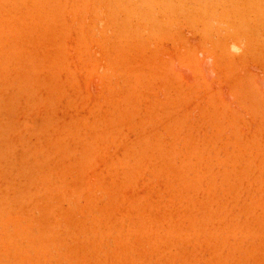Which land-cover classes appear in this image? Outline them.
Returning a JSON list of instances; mask_svg holds the SVG:
<instances>
[{"label": "rangeland", "instance_id": "obj_1", "mask_svg": "<svg viewBox=\"0 0 264 264\" xmlns=\"http://www.w3.org/2000/svg\"><path fill=\"white\" fill-rule=\"evenodd\" d=\"M0 264H264V0H0Z\"/></svg>", "mask_w": 264, "mask_h": 264}]
</instances>
